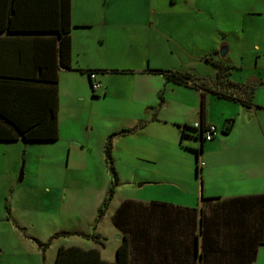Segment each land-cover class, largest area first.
Listing matches in <instances>:
<instances>
[{
    "label": "crops",
    "instance_id": "obj_1",
    "mask_svg": "<svg viewBox=\"0 0 264 264\" xmlns=\"http://www.w3.org/2000/svg\"><path fill=\"white\" fill-rule=\"evenodd\" d=\"M56 1L62 5V0H0L9 3L7 12L0 9L2 17L20 16L10 27L12 32L5 30L7 26L0 28V109L16 123L9 127L17 131L20 129L17 124H25V129L31 126L49 129L54 108L51 82L57 77L59 139L37 143L61 141L62 124L76 132L72 120L78 118L74 115H81L80 106L87 100L86 89L90 94L89 76L80 70L99 71L98 79L104 87L97 97L92 93L90 114L107 120L104 137L98 140L96 150L89 147L95 140L89 137L90 132L96 129L91 123L86 137L72 133L70 144L62 143L58 149L51 150L50 157L69 160L77 152L73 150L75 147L88 156L93 152L101 159L105 157L110 134L133 129L112 139L115 163H123L122 167L133 177H144L138 185L139 192L125 196L111 215L116 250L123 237L113 217L124 202L132 201L137 220L132 234L131 264H264V53L261 46L254 44L250 52L234 51L235 47L227 42L202 46L201 51L209 55L206 61L211 65L220 61L227 67L231 80L233 70L239 71L234 82L256 86V107L249 109L240 102L200 88L179 86L147 71L178 70L180 47V44L164 47L161 42L152 46L129 44L121 38L126 31L131 34L141 19H146L140 17L145 13L138 10L140 7L146 8L150 15L156 14L151 0H71L73 70H67L59 63L60 32L66 28L65 16L64 20L60 17L64 9L31 5ZM224 1L203 6L199 0H187V6L205 17L217 11L225 16ZM234 1L238 5L232 7L236 9H231V15L255 13L246 6L253 0ZM14 2L19 5L12 11ZM172 32L176 34L175 30ZM191 35L194 37V32ZM194 46L185 54L191 62L196 60ZM224 47L227 53L221 57ZM97 53L96 61L80 60L83 54ZM132 59L135 65H124ZM198 77L215 79L208 74ZM196 123L215 125L219 133L203 144L189 130L182 144L183 127ZM21 140L24 138L18 141ZM146 161L158 163L159 170L145 172L142 163ZM159 178L171 179L163 186ZM96 197L99 209L105 197L101 193ZM82 233L83 237L74 238L85 240L86 235L92 234ZM72 246L98 249L101 258L109 263L117 260V253L115 257L105 254L108 248Z\"/></svg>",
    "mask_w": 264,
    "mask_h": 264
},
{
    "label": "rangeland",
    "instance_id": "obj_2",
    "mask_svg": "<svg viewBox=\"0 0 264 264\" xmlns=\"http://www.w3.org/2000/svg\"><path fill=\"white\" fill-rule=\"evenodd\" d=\"M208 1L199 0V3L204 6L216 2ZM151 4L155 6L156 14L150 15L146 8L140 7L138 10L145 12L140 17L146 19H141L135 24L131 34L126 31L127 34L121 38L129 44L146 43L152 46L158 45L154 42H161L164 47L180 44L178 70L192 72L197 77L208 74L217 78L219 66L208 63L206 60L209 55L201 53L204 49L202 46L207 48L217 43L229 42L235 47L234 51L246 52H250L254 44H259L264 53V0L246 3L255 12L253 15H231V9H236L232 7L238 3L225 0L222 3L226 8L225 16L217 11L207 17L197 10L195 13L189 10L187 0H151ZM246 6H242L244 12ZM192 44L195 45L194 62L185 55L192 49ZM149 46L146 48H150ZM147 54L150 55L149 52ZM232 58L235 59L236 56L232 55ZM97 59L99 53L83 54L80 57L82 62ZM128 64L135 65V59L124 65ZM233 73L232 79H238L240 72L233 70ZM89 89L90 94L87 89L85 93L86 102L80 106L81 115H74L78 118L72 120V126L77 127L76 132H71L62 124V140L56 143H33L24 140L0 143V264H55L58 249L73 244L86 248H108L105 254L116 256L117 237L113 233L111 215L125 196H133L136 191L139 192L138 185L143 183L144 177H133L122 167L123 163H115L113 160L119 177L116 195L107 214L94 229V217L96 218L98 211L96 196L101 193L102 197H106L113 180L106 156L99 159L93 152L88 156L81 148L76 150L74 147L73 150L77 152H73L69 160L65 157L57 161L50 157L51 150L58 149L62 143L70 144L69 137L72 133H78L81 138L86 137L91 123L96 129L93 133L90 132L89 137L93 136L95 140L89 147L96 150L98 140L104 137L102 135L107 131V120L90 114V84ZM77 122L78 125L75 124ZM142 164L145 172H155L160 168L158 163L146 161ZM192 174L195 177V170ZM168 179L171 178H159L163 182L161 185L167 186L168 183L165 182H170ZM98 231L103 232L106 237L104 246L92 239L74 238L82 236L77 233ZM57 234L60 236L55 238ZM47 243L51 244L45 247ZM40 244L45 245L42 247Z\"/></svg>",
    "mask_w": 264,
    "mask_h": 264
},
{
    "label": "trees",
    "instance_id": "obj_3",
    "mask_svg": "<svg viewBox=\"0 0 264 264\" xmlns=\"http://www.w3.org/2000/svg\"><path fill=\"white\" fill-rule=\"evenodd\" d=\"M9 3L1 2L0 3V9L6 10L8 8ZM14 5V8L12 11L16 10L19 3H12ZM16 4V5H15ZM31 4V3H27ZM33 6H47L50 10L60 8V11L62 8V13H60V17H62V20H64L63 16H65V25L66 28L60 32L61 39H60V45H59V63L62 67L66 68L67 70H73L72 69V42H71V36H70V30H71V0H62V5L58 1L53 3H32ZM53 6V7H52ZM61 6V7H60ZM52 7V8H50ZM7 12V11H5ZM17 18L20 19V16L18 17H10L8 16V19H5L0 15V28H5L6 31H10V27L17 22ZM24 19V18H23ZM9 26V27H8ZM215 65L219 66V73L217 78H202L197 77L195 74L189 71H179V70H165V69H148L147 71L162 75L167 82L174 83L179 86H186V87H194V88H200L205 90L206 92L214 93L216 96L228 100H234L237 102L242 103L247 108L251 109L256 107V104L254 103L255 98V92H256V86L254 85H244L240 83H236L230 78V74L228 73L229 69L227 67L223 66L221 62H217ZM88 74L90 79V86L92 88V93L94 97H97V94H99L103 90V83L98 79V72L99 71H83ZM118 71V70H115ZM91 74H96V78H92ZM56 75V73L54 74ZM58 82V78L55 77L54 81L51 83L54 84V86H51V89L53 91V105L54 108L51 111V126L49 129L42 130L38 127L31 126L28 129L23 128L25 124H17V126L20 129H17V131H14L9 126H15L16 123H13L11 118L3 112L2 109H0V142H15L18 141L21 137L24 138L27 142H55L59 139V128H58V114H57V103H58V91L56 84ZM204 95V94H203ZM242 95H245V98H242ZM160 100L163 101V94H160ZM202 113L205 114V96H203L202 101ZM41 126V125H39ZM206 124L201 123V128L197 129L194 126H184L182 131V144L183 140L185 139L186 131H193L197 134V136H200V133L202 134V140L203 144L205 142H208L205 140V130ZM132 130H125L121 131L120 133H113L109 136L106 146H105V156H106V163L109 166V169L111 170V173L113 174V180L111 182V185L107 191V196L105 197L102 205L97 211V216L95 218L94 223V229L97 227V225L103 220L105 215L107 214L109 210V206L111 204V201H113L114 196L116 195V187L119 183V177L118 172L115 169L114 162H113V156H112V139L117 136L118 134L128 133L132 132ZM198 167L201 165L199 159H198ZM136 208L132 206V201H126L124 202L115 212V215L113 217V222L115 227L118 229V232L123 237V242L117 249V260L114 263H109L101 258L100 251L98 249H91V250H85L81 247L77 246H70V247H60L58 249L57 257L55 264H131L133 262V255L131 253V250L133 249V230L135 228L136 224ZM78 235H82V233H77ZM60 234L55 235L54 237H58ZM87 238L92 239L99 243L101 246L105 245L106 237L100 233L92 232L90 235H86ZM51 243L40 244L42 247L45 245V247L50 245Z\"/></svg>",
    "mask_w": 264,
    "mask_h": 264
},
{
    "label": "built area",
    "instance_id": "obj_4",
    "mask_svg": "<svg viewBox=\"0 0 264 264\" xmlns=\"http://www.w3.org/2000/svg\"><path fill=\"white\" fill-rule=\"evenodd\" d=\"M91 77L92 78H96L97 75L96 74H91ZM194 127L197 128V129L201 128V123H196L194 125ZM205 130H206V132H205V140L206 141L213 140L217 136V134L219 133L218 128L215 125H206Z\"/></svg>",
    "mask_w": 264,
    "mask_h": 264
},
{
    "label": "water",
    "instance_id": "obj_5",
    "mask_svg": "<svg viewBox=\"0 0 264 264\" xmlns=\"http://www.w3.org/2000/svg\"><path fill=\"white\" fill-rule=\"evenodd\" d=\"M226 53H227V48L224 47V48L221 49V51H220V56H221V57H225ZM198 140L202 143V134H201V133H200V136H199Z\"/></svg>",
    "mask_w": 264,
    "mask_h": 264
},
{
    "label": "clouds",
    "instance_id": "obj_6",
    "mask_svg": "<svg viewBox=\"0 0 264 264\" xmlns=\"http://www.w3.org/2000/svg\"><path fill=\"white\" fill-rule=\"evenodd\" d=\"M194 126V125H193ZM203 137V136H202ZM202 143H203V140H202Z\"/></svg>",
    "mask_w": 264,
    "mask_h": 264
}]
</instances>
